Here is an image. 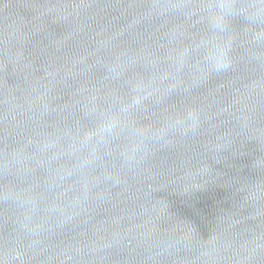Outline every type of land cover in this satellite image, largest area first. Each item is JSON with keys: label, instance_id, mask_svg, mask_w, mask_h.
<instances>
[{"label": "water", "instance_id": "1", "mask_svg": "<svg viewBox=\"0 0 264 264\" xmlns=\"http://www.w3.org/2000/svg\"><path fill=\"white\" fill-rule=\"evenodd\" d=\"M0 264H264V0H0Z\"/></svg>", "mask_w": 264, "mask_h": 264}]
</instances>
